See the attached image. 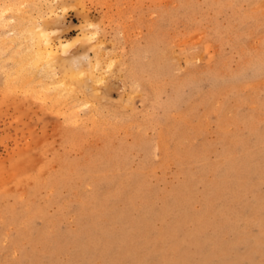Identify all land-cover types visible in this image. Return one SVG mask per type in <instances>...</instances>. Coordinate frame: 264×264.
<instances>
[{
  "label": "rangeland",
  "instance_id": "rangeland-1",
  "mask_svg": "<svg viewBox=\"0 0 264 264\" xmlns=\"http://www.w3.org/2000/svg\"><path fill=\"white\" fill-rule=\"evenodd\" d=\"M0 264H264V0H0Z\"/></svg>",
  "mask_w": 264,
  "mask_h": 264
},
{
  "label": "bare ground",
  "instance_id": "bare-ground-1",
  "mask_svg": "<svg viewBox=\"0 0 264 264\" xmlns=\"http://www.w3.org/2000/svg\"><path fill=\"white\" fill-rule=\"evenodd\" d=\"M20 11V9H18ZM18 11V12H19ZM22 14V13H21ZM42 15V14H41ZM23 18V17H22ZM20 18V20H18L14 26L12 27V30L9 31V33H16V36L13 38V39H16L17 41V44H19V42L21 43V37H24V35H28L31 33L32 35L34 34L35 35V38H34V35L33 37L30 36V38L32 40H34L33 42L30 40V42L32 43H28L25 42V39L24 42H22V48L23 49H19V50H14L13 51V54L11 55V57L13 58V62L15 63V68L16 69H22V71L20 73H22L24 71V69L26 70L27 69V65L29 67V65H32L31 64V60L28 61L29 59H26L25 56L28 55V54H31L32 51L30 50V47H29V44L33 45H37L38 48H36L37 50V55L38 57L40 58L39 61L42 62V60L46 63V65H51V68L53 70H55L57 67H59V71L62 73L61 78L60 76L58 77L61 81H60V85L59 88H63L65 87V89L67 88L68 89V93H65L66 90L63 89V91H61L62 93L64 92L65 93V96L68 95V99H66L65 101H69V100H72L74 99L73 101H76V97L74 98V95H75V92L78 91V94H79V90L82 89L83 91V87H84V78H83V74L86 73L87 76L92 79V80H96L97 79V75L95 74L94 70L93 69H90L88 71H84L86 69H83L81 68L80 66L76 65V61L74 59H71V58H63V57H60L59 55L57 56L56 54V51H55V47L53 46V43L51 42V37L49 36L48 34V31L45 29V24L40 21V20H37L35 19H31L29 17H26L25 18ZM5 19V18H4ZM11 19V18H10ZM11 21V20H10ZM2 23V22H1ZM6 27V25H5ZM30 34V35H31ZM3 37V36H2ZM11 38V37H10ZM26 38V37H25ZM34 38V39H33ZM19 39V40H18ZM27 39V38H26ZM27 41V40H26ZM20 44V45H21ZM60 44V43H59ZM65 44V43H64ZM31 51V52H30ZM32 56V55H31ZM30 57V56H29ZM36 57V56H35ZM31 58V57H30ZM32 58L34 59V57L32 56ZM37 60V59H36ZM28 61V62H27ZM35 61V60H34ZM33 61V62H34ZM32 62V63H33ZM38 62V61H37ZM43 62V63H44ZM40 63V62H38ZM43 63H41L43 65ZM34 65H38L36 63H34ZM33 65V66H34ZM45 65V66H46ZM53 66V67H52ZM54 66H57L56 68ZM48 67V66H47ZM30 68V67H29ZM28 68V69H29ZM27 69V70H28ZM33 69V68H32ZM44 69V68H43ZM49 69V68H48ZM26 70V71H27ZM53 70H50L53 71ZM58 70V68L56 69ZM10 71V70H9ZM18 72V73H19ZM29 72V71H28ZM55 72V71H54ZM53 72V74L55 75V73ZM26 73V72H25ZM15 74V73H14ZM31 74V73H30ZM51 74V73H50ZM13 75V74H12ZM26 76V75H25ZM57 76V75H56ZM55 76V77H56ZM100 76V75H99ZM11 77V76H10ZM14 77V76H13ZM101 78V77H100ZM24 79V78H23ZM55 79V78H54ZM58 81V79L56 80ZM58 84V85H59ZM56 85V84H55ZM57 85V86H58ZM63 86V87H62ZM54 88V87H53ZM49 89V88H48ZM65 90V91H64ZM81 91V90H80ZM54 92H57V90H55ZM50 93V92H49ZM59 93V92H58ZM56 94V93H55ZM45 95V94H44ZM54 96V94H52ZM57 95V94H56ZM63 95V94H62ZM50 97H52L51 95H49ZM64 96V97H65ZM76 96V95H75ZM48 97V96H47ZM60 97L62 96H59L57 95L56 98H58L57 100L60 101L62 99H60ZM63 97V98H64ZM55 98V97H54ZM56 101V99H54ZM78 101V99H77ZM76 101V102H77ZM64 102V101H63ZM70 102V101H69ZM65 103V102H64ZM78 103V102H77ZM70 105V104H68ZM64 113V112H63ZM72 114V113H71ZM69 117V115H68Z\"/></svg>",
  "mask_w": 264,
  "mask_h": 264
}]
</instances>
